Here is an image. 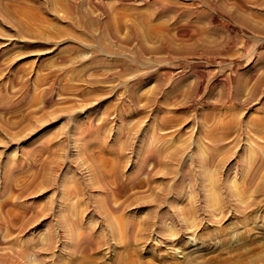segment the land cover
<instances>
[{
  "label": "rangeland",
  "instance_id": "374dc122",
  "mask_svg": "<svg viewBox=\"0 0 264 264\" xmlns=\"http://www.w3.org/2000/svg\"><path fill=\"white\" fill-rule=\"evenodd\" d=\"M0 264H264V0H0Z\"/></svg>",
  "mask_w": 264,
  "mask_h": 264
},
{
  "label": "bare ground",
  "instance_id": "6f19581e",
  "mask_svg": "<svg viewBox=\"0 0 264 264\" xmlns=\"http://www.w3.org/2000/svg\"><path fill=\"white\" fill-rule=\"evenodd\" d=\"M241 13L240 12H235L234 13V15H233V18H236V19H238V20H240L241 19V15H240ZM169 24V23H168ZM244 74V73H243ZM105 147V146H104ZM108 149V148H107ZM106 157H107V155H106ZM109 160H111V158H109V157H107ZM122 163V161H117V163H116V168H115V171L113 172L114 173V183L115 184H117L118 182H119V176H121L122 175V170H123V166L122 165H120ZM15 169V168H14ZM94 172V171H93ZM37 172H35V174H36ZM47 173V172H46ZM58 173V172H57ZM99 173V172H98ZM97 173V174H98ZM108 174V173H107ZM106 176V175H105ZM97 178V177H96ZM124 178V177H123ZM91 179V178H90ZM90 181V180H89ZM40 182H42V183H48V179H47V177H45V174H43V176L41 177V181ZM39 187H41V186H39ZM76 190V189H75ZM106 191V190H105ZM69 192V191H68ZM13 204V203H12ZM11 205V204H10ZM53 209V208H52ZM81 215V214H80ZM85 215V214H84ZM5 222V221H4ZM73 222V221H72ZM77 222V221H76ZM32 223V222H31ZM111 223V222H110ZM75 225V224H74ZM110 225V224H109ZM131 225V224H130ZM21 226V225H20ZM132 227V226H131ZM79 229V228H78ZM84 230V229H83ZM129 231H130V228H129ZM26 255V254H25ZM26 257V256H25ZM25 257H23V258H25Z\"/></svg>",
  "mask_w": 264,
  "mask_h": 264
}]
</instances>
